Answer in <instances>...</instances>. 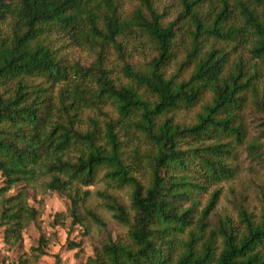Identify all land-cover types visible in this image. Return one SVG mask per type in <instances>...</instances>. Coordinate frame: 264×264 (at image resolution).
<instances>
[{
    "label": "trees",
    "instance_id": "16d2710c",
    "mask_svg": "<svg viewBox=\"0 0 264 264\" xmlns=\"http://www.w3.org/2000/svg\"><path fill=\"white\" fill-rule=\"evenodd\" d=\"M219 1V7L208 5L204 11L206 0H180L183 10L164 21L150 0H143L144 8L133 9L128 17L120 13L117 0H0V226L6 243L21 241L36 211L25 192L8 197L4 193L41 176H49L46 189L70 201L71 225L84 224L87 216L106 229L85 206L88 191L81 190L105 167L106 178L132 187L130 210L118 197L102 193L104 206L128 230L126 237L117 239L107 232L86 264H264V199L257 220L239 208L241 231L225 216L206 233L204 220L219 190L195 223V202L182 206L190 198L185 171L200 174L198 168L203 167L216 181L232 176L228 159L234 155L233 142L241 144L245 136L241 109L248 93L252 98L260 95L256 80L264 69V0ZM183 16L191 19V38L184 58L168 74V64L176 58L177 22ZM129 32H140L155 54L141 68L125 62L121 70L127 82L116 83L104 65L105 56L112 46L125 61L130 53L121 38ZM64 38L93 51L90 66L69 65L60 54L63 44H54ZM244 42L249 59L240 53L231 58ZM62 83L55 98L53 87ZM207 92L210 99L201 104L193 123L175 120L181 110L203 101ZM107 101L118 117H106L102 144L95 119L88 117L91 127L80 130L79 112L88 106L99 110ZM260 101L264 103V94ZM121 122L151 145L143 153L150 168L147 185L131 173L126 161L125 141L116 130ZM223 136L232 140L223 142ZM210 138L215 140L204 142ZM187 139L198 145L182 149L181 141ZM72 151L79 154L71 156ZM44 244L38 247L41 253Z\"/></svg>",
    "mask_w": 264,
    "mask_h": 264
},
{
    "label": "rangeland",
    "instance_id": "374dc122",
    "mask_svg": "<svg viewBox=\"0 0 264 264\" xmlns=\"http://www.w3.org/2000/svg\"><path fill=\"white\" fill-rule=\"evenodd\" d=\"M101 1V0H100ZM153 7L162 15L164 21H172L183 10L180 0H150ZM230 4L234 0H228ZM119 11L124 17H128L131 11L137 7L144 8L143 0H117ZM211 8L219 7V0H206L202 6L204 11L207 6ZM236 13V12H235ZM239 19H237L238 21ZM178 25V40L174 47L176 58L168 64L166 72L172 73L177 68L178 63L184 58V48L188 45L191 35V19L183 16ZM5 31L7 25H3ZM58 39L57 36L53 37ZM59 39L54 44L62 46L60 54L67 60L69 65L79 64L88 67L95 59V54L82 46L71 45L69 42ZM126 49L125 61H122L114 49L110 47L105 56V67L110 70L109 76L117 83L127 82L122 73V65L130 63L134 67H144L146 62L155 54L154 49L147 39L140 32H129L121 38ZM248 43H243L234 50L230 57L234 58L240 53L244 58L249 59ZM231 49V47L229 48ZM260 67V65H259ZM58 84L53 87V95L56 98L60 87ZM90 87L94 86L93 81L87 82ZM259 96L252 98L248 93V100L241 109L244 121L245 136L241 144L233 142L234 155L228 159L229 165L234 169L231 177L220 181L211 180L203 167H199L200 174L185 171L187 178V190L190 198L182 202V206L188 207L193 202L194 223L201 216L202 209L206 206L211 194L219 190L218 200L204 220L206 223V233L216 227L219 219L228 216L232 219L233 225L240 231L243 229L239 222V208L244 207L248 212L253 213L254 219H258L262 209L264 199V103L260 100L264 94V69L260 68V76L256 80ZM210 92H207L203 101L194 108L181 110L175 115V120L181 123H193L201 104L210 99ZM104 114H107L105 116ZM88 117L95 119L97 128L100 131V143H105V120L107 118H117L118 113L113 104L107 101L102 104L101 109L91 106L83 108L79 112L81 122L79 128L86 131L91 127ZM127 127V128H126ZM121 140L125 141V158L131 164V173L143 185H147L150 180V168L143 153L150 149L151 145L146 138L132 127L124 125L122 122L116 127ZM232 140L230 136H223L222 141ZM215 138L206 139L209 143ZM198 145L190 139L182 140L181 147L189 148ZM71 156L79 154L72 151ZM196 165V161H194ZM106 168L99 169L98 174L89 186H83L81 190H87L88 195L85 206L93 210L106 224V229L94 223L85 216L84 224L76 223L71 225V217L68 215L70 201L56 191H50L44 187V183L49 180V176H41L34 183L19 182L9 191L4 193L8 197L18 192H25L28 204L35 209V217L25 224L22 230V239L14 245H9L4 241V227L0 226V264H55L57 259L59 264H86L88 257L94 255V248L99 246L107 238V232L113 239L126 237L128 227L120 224L112 217V212L105 206V198L102 193H109L118 199L129 210L131 206L130 194L132 187L129 184H118L104 176ZM4 178L0 173V187L4 185ZM196 183L199 187L192 186ZM1 199V198H0ZM80 212L84 211L80 208ZM59 215L56 217V215ZM185 237L186 233L182 234ZM42 253L38 249L42 243ZM217 252L221 249V242L217 241Z\"/></svg>",
    "mask_w": 264,
    "mask_h": 264
}]
</instances>
